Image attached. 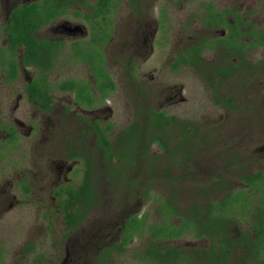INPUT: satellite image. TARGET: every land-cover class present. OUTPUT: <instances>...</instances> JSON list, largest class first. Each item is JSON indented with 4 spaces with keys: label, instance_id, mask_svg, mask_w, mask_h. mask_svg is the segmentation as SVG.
I'll use <instances>...</instances> for the list:
<instances>
[{
    "label": "flooded vegetation",
    "instance_id": "1",
    "mask_svg": "<svg viewBox=\"0 0 264 264\" xmlns=\"http://www.w3.org/2000/svg\"><path fill=\"white\" fill-rule=\"evenodd\" d=\"M192 1L198 12L187 15L180 25L175 13ZM56 7L60 13L53 18ZM263 11L264 0H0V57L5 59L0 66V115L6 113L0 118V160L17 157L0 168V219L35 196L41 204L39 219L45 223V237L40 242L32 239L33 228L18 247L8 238L0 240V261L29 264L31 258L36 264H119L118 260L127 256V264H264V215L259 208L257 221L249 210H245L244 217L229 216L231 225L215 230L217 235L213 239L194 236L192 231L174 239L153 236L151 230L162 231L165 219L177 227L181 220L175 213L187 217L192 208L200 213L195 222L205 223L201 212L206 211L207 204L218 203L228 187L245 189L243 176L264 172V167L242 172L231 183L214 172L219 163L212 158L213 152L207 151L212 147L207 132H203L205 140L197 142L196 127L185 121L188 130L182 131L181 124L174 126L168 131L169 139L150 130L161 113L181 123L168 110L185 101L183 88L168 84L166 74L154 75L153 66L141 72L140 77L135 75L151 59L160 57L168 45L176 51L167 61L168 73L175 76L182 69H190L210 88L216 106L232 109L233 96L228 94L231 78L240 74L237 78L244 84L255 77L264 85ZM21 22L33 29L34 39L46 48L26 61L24 45L13 46L11 41L15 37L10 35L11 28ZM197 25L206 34L190 40L189 27ZM172 26H183L180 28L184 36L177 34L182 38H171ZM219 39H225L224 46L216 43ZM199 40H207L208 45L198 52L199 63L182 64L183 55L187 60L188 48ZM213 43L218 46H211ZM255 51L259 57L253 62L251 53ZM170 52L166 55L169 58ZM206 54H212V59H207ZM112 63L120 69L114 70ZM124 63L127 73L118 81L116 75L123 72ZM64 65L79 66L82 71L73 78H61L66 69L59 68ZM102 69L113 82V90L96 78ZM142 80L147 84L143 85ZM33 87L42 90L40 98L31 93ZM119 91L125 93L124 107L129 101L133 104L130 119L121 124L112 122V99ZM219 92L227 94L219 96ZM151 103L156 106L154 109H150ZM128 127L134 140L127 137L128 131L124 133ZM175 130L176 144L181 142L182 135L187 138L186 144L184 141L182 146H170ZM152 136L166 137L167 145L150 144ZM127 140L137 142L127 146ZM36 148L41 153L45 150L60 155L59 159L44 163L39 185L33 171L25 168L31 160H18L23 156L29 159ZM259 149L262 152L264 147ZM123 152L125 161L121 157ZM216 157L219 160L217 154ZM160 158L169 166L190 165V173L177 175V180L189 175L195 181L193 185L186 180L192 185L188 187L189 198L180 197L184 189L181 183L166 193L156 191V178H151L150 171L156 170L155 162L161 164ZM233 161L236 158L228 156L223 163L226 167ZM125 169L139 173L142 170L141 178L126 179ZM9 170L12 173L6 174ZM203 170L204 177L210 178L208 183H198L200 179L196 178L203 175ZM119 199L122 205L133 204L112 222V214L97 216L99 210L114 207ZM165 199L171 201L174 210L162 213L159 206ZM72 202L78 204L68 209ZM70 210L72 220L68 217ZM54 219L60 231L55 242L49 236ZM253 222L258 227L254 228ZM150 226L153 227L149 229ZM256 233H260L259 238ZM134 242L138 246H133ZM10 250L11 257L7 258ZM18 253L20 257L16 258Z\"/></svg>",
    "mask_w": 264,
    "mask_h": 264
},
{
    "label": "rangeland",
    "instance_id": "2",
    "mask_svg": "<svg viewBox=\"0 0 264 264\" xmlns=\"http://www.w3.org/2000/svg\"><path fill=\"white\" fill-rule=\"evenodd\" d=\"M194 5L196 6L195 2L192 1L190 4H187L182 10L179 9L178 11H176L175 15H177V22L180 25L185 22L187 15H189L190 13L194 15V12H198V10L194 8ZM183 18L185 19L183 20ZM261 25H263L264 27V24ZM180 27L183 26H172V29L169 33L171 38H175L176 40L178 38H182L177 34L184 36V32H182L183 29H181ZM188 34L191 35L190 40H192V38L193 40H198L205 36L206 33L203 27L197 25L190 26L187 35ZM172 45L173 44H171L170 46ZM169 48L170 47L166 45V47L161 52L162 54L160 57H156L154 58V60L151 59L149 64L140 67L135 75L137 77H140L141 72H147L153 66L156 69L154 75H156L157 77H162V75L166 74L165 77L168 84H175L177 87L182 86V96L184 97L185 101L171 106L168 111H170L171 114L177 115L179 121H185L189 125L191 124L196 127L195 129L198 136L197 142L198 139L205 140V135L203 134V132H207L208 144L212 141V147L208 148L207 151L213 152L212 158L214 157L215 162L219 163V168L214 169V172L216 174L222 175L227 181L233 183L236 181V178L241 175L242 172H246L256 168H263L264 161L262 157L264 156V150L260 152L259 148L264 147V85H261L255 77L254 79H249L248 82L241 84L242 79L239 80L237 78V76L239 77L240 74L236 75L229 80L228 94L233 96V108L225 109L223 107H218L213 103L215 97L214 95H212L210 88L204 85L202 83V80L194 75V73L190 69H182L179 74L175 76L168 73L170 68L167 61H169L172 56L176 55V51L170 48V52ZM169 52L170 58L166 56ZM251 55L253 62L257 60V57H259V53H257L256 51L254 53H251ZM110 57L114 61L113 56ZM206 57L210 60L212 59L213 55L206 54ZM118 59L120 60V58ZM162 65L164 66L162 67ZM111 66L115 67L114 70L120 69L118 64L112 63ZM123 66V72H118L116 75L118 81L122 80L127 73V70H124V68L127 67V64L124 63ZM158 66H160L162 69L156 68ZM77 67L68 68L65 67V65L61 66L59 68L60 71H64L65 69L66 70L60 75V77L73 78L79 75L82 69L80 70ZM142 84L145 85L147 84V82L145 80H142ZM221 93L219 92V96H221ZM125 99L126 97L124 91H119L117 93V97L112 99V122L121 124L127 122L130 119V114L133 110V104L129 101L128 106L124 107L123 100L126 101ZM149 107L150 109H154L156 106L154 105V103H151ZM4 115H6V113L1 112L0 118H3ZM136 119H139V117H137ZM177 130H175V132H172L170 146L176 145V142L178 140ZM37 147L42 148V146L40 145H38ZM201 150V153H203L205 148H202ZM41 151H38L36 148L35 153L29 154V159L26 156H23V159H21V157L18 159L21 162L31 160L30 164L26 165L25 168L28 167L33 171L32 173L35 177L37 185L40 184V180L42 179V175L44 173V163H49L51 161L59 159L58 157H60V155H57L56 153L52 155L45 150L42 153ZM216 154L219 157V160L217 159ZM228 156H230V159L232 158V156H234L236 158V161H233L234 164L227 165L225 167L223 160ZM16 158H1L2 160H0V168L10 162H14L15 160H17ZM159 161H161V164H159V162L158 164L156 162L154 163V167H156V170L150 171L151 178H156V181L153 185L156 191L160 193H166L171 188L176 187L175 185L181 183L183 184L184 189L180 197L182 199L189 198L188 187L192 186L191 184H189V182L195 185V181L191 180L189 178V175L185 176L186 179L184 180H177V175H180L182 172L190 173V165L176 167V165L169 166L168 162H165L164 159L160 158ZM8 167L9 165L4 167L3 171ZM164 171H168V173L165 174ZM157 172L158 175H156ZM202 172L203 175L199 174L196 177L200 179L198 183H208V180H210V178L204 177V170ZM5 173L11 174L12 171L9 170ZM141 174L142 170L140 173L136 169L124 170L126 179H130L132 177L141 178ZM186 180H188L189 182H187ZM136 190L137 189H135L133 193H135ZM220 192L221 191L216 193ZM11 193L16 194L14 190H12ZM26 200L29 203L18 204L12 211L6 213L0 219V240H2L3 238H8L10 239V241H13L15 247L21 245V242L24 241L29 234H31L30 231H32V228L34 229V231H32L31 237L35 240L36 243L42 241L45 237L43 233L45 231V223L39 219V214H41L38 211L41 208L40 202L38 201V199H36L35 196H32ZM122 204L123 201L119 199L117 201V204L115 203L114 207L99 210L97 216H110L112 214L110 219V221L112 222L117 216L126 211L128 209V206L133 203L129 202L125 205ZM88 220L89 219H87L85 223H87ZM53 221L54 225L50 228L51 231L49 233V236H53L55 238V242L57 241L56 236L60 233V231L56 228V226H58V223L56 222L57 219H54ZM136 245L138 246V244L134 242L133 246ZM6 257H11V250L9 256L7 255ZM15 257L19 258L20 254L18 253ZM89 258L90 257H87V259ZM29 259V264H36V262H32L31 258ZM88 261L89 260H86V263ZM127 261L128 260L126 256L124 258H120L118 260V263L127 264Z\"/></svg>",
    "mask_w": 264,
    "mask_h": 264
},
{
    "label": "trees",
    "instance_id": "3",
    "mask_svg": "<svg viewBox=\"0 0 264 264\" xmlns=\"http://www.w3.org/2000/svg\"><path fill=\"white\" fill-rule=\"evenodd\" d=\"M60 13L59 7H56L53 11V18L56 17ZM16 16L14 15V18ZM33 28L38 27V25L34 26L30 24ZM13 29V31H11ZM10 35L14 36L15 38L20 37L19 39H15L12 42V45L14 46L16 43L20 45H24V61L28 59L33 53L36 51H41L45 50L46 48L42 46L41 42L37 41L34 39L32 32L33 29L25 23H19L16 26H13L11 28ZM234 41V40H233ZM232 39L230 40L231 44L233 43ZM216 43L221 44L220 46H224L226 41L225 39L217 40ZM216 43L210 44L211 46H218ZM207 45V40H199L197 41L194 45L190 46L188 48V58L187 60L185 59V55L182 57V64L188 65L190 61H194L197 64L199 63L196 61L197 56L199 55L198 52H200L202 49L206 48ZM13 49V48H12ZM1 50V49H0ZM11 51V50H9ZM1 52V51H0ZM13 52V51H11ZM194 53V54H192ZM40 60V59H38ZM12 61V60H11ZM40 62H42L40 60ZM29 63V61H28ZM1 64H5V59L1 56L0 57V66ZM201 64V63H200ZM202 66V65H201ZM41 74H39V77ZM96 78H100L99 81H101V84L107 85L106 87L109 88V90L114 89L113 82H110L109 77L106 76L104 73L103 69L100 73H96ZM65 85L68 84V82L64 83ZM75 85V83L73 82ZM32 94L33 92L37 95L38 98H40V95H42V90L38 87H33L31 90ZM181 124L182 125V131H187L188 130V125L184 122H178L174 117H167L165 116L164 113L159 114V119L155 122V125L153 124V127L150 126V130H157L161 132V135L168 137V131H172L175 127ZM127 133V137H131L134 140V133L131 131V129L128 127L125 129L124 133ZM151 135V134H150ZM138 137L140 138V130H139V135ZM166 137H157V136H152L150 140V144L153 142L158 143L159 145L166 146L167 143L165 140H167ZM187 143V138L185 135H182L181 142H179L176 145H184ZM135 142V143H134ZM135 141H126V145H134L136 144ZM141 144V142L139 143ZM122 161L127 160L125 158L124 152L121 155ZM88 174L86 175L85 179V184H87L88 181ZM243 183L245 184L246 188L245 189H234L232 187H228V190L224 193L225 196L215 204H207L206 211L201 212L204 216V221L205 223L200 224L199 221L195 222L196 218H199L200 213L195 212L194 208H192V211H188L186 214L187 217H181V215L177 216V213H175V216L177 218H180L181 224L178 225L177 227H174L172 224L168 223L166 219L164 220V225L162 227V231H157L155 232L153 229L151 230V233L155 238H163V239H174L182 236L184 233L188 231H192L194 233V236H206L209 239H213L214 236L217 235V230L218 228H225L226 225H231L232 219L228 218L229 216L232 217H244L246 215L245 210H249L250 215H255L256 217L254 218L255 221H257V214L256 210L259 208L262 210V213L264 215V172H256V173H251L248 172L243 176L241 179ZM75 204H78L77 202H72L68 206V209H71L72 206ZM171 201L168 199H165V202L163 205L159 206L160 212H164L168 209H173L171 207ZM253 204V206H250ZM178 212V211H176ZM68 217H70V220L73 219L72 217V210H70ZM254 228L258 227L257 222H253ZM153 226H150L149 229H151ZM260 237V233H256V238ZM254 240L250 239V242H253ZM264 244V243H263ZM107 253L104 252L103 256H106ZM0 264H4L2 261H0Z\"/></svg>",
    "mask_w": 264,
    "mask_h": 264
}]
</instances>
